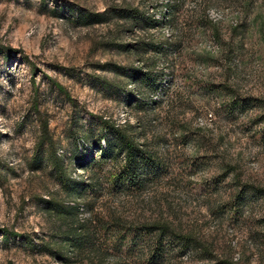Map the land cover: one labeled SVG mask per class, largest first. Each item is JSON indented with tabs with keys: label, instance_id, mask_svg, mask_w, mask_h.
<instances>
[{
	"label": "rangeland",
	"instance_id": "374dc122",
	"mask_svg": "<svg viewBox=\"0 0 264 264\" xmlns=\"http://www.w3.org/2000/svg\"><path fill=\"white\" fill-rule=\"evenodd\" d=\"M0 264H264V0H0Z\"/></svg>",
	"mask_w": 264,
	"mask_h": 264
},
{
	"label": "trees",
	"instance_id": "16d2710c",
	"mask_svg": "<svg viewBox=\"0 0 264 264\" xmlns=\"http://www.w3.org/2000/svg\"><path fill=\"white\" fill-rule=\"evenodd\" d=\"M119 16L126 19V20H137L139 18V14L136 10H129V9H121V11L118 12ZM96 20L101 21L103 20L102 14H95ZM148 19V18H147ZM155 19H152L149 23V25H152L155 21ZM149 22V21H148ZM150 48H154V45L150 44ZM151 72H139V77H144V81L151 80V83H155V80L157 79V75L153 74ZM148 86H153V84H148ZM46 133L42 134L41 141H45L46 136H44ZM52 145V142L50 140V146ZM105 155L111 156L113 153H122L124 155V166L122 169V181L127 182L128 184L132 186H140L139 183L141 181H144L146 175L150 172H154L159 169V163H157V158H155L153 155H150V153L144 149L141 145L139 146L137 143H135L130 137L123 134L119 129L115 130V135L109 138H105ZM115 148V149H114ZM148 172V173H147ZM124 184V182H123ZM79 187L81 186L78 184ZM143 231H147L146 233H151L155 236L158 249L162 250V242H164L165 237L170 234L168 232V229L166 226L162 225H152L150 227L145 226L142 228ZM171 236V235H170ZM172 239L177 238V236L172 235ZM138 239V238H137ZM180 239L182 248H188L187 245L189 244L185 238H178ZM135 242V240H133Z\"/></svg>",
	"mask_w": 264,
	"mask_h": 264
}]
</instances>
